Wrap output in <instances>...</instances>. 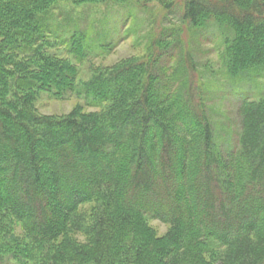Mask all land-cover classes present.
<instances>
[{
  "label": "trees",
  "instance_id": "trees-1",
  "mask_svg": "<svg viewBox=\"0 0 264 264\" xmlns=\"http://www.w3.org/2000/svg\"><path fill=\"white\" fill-rule=\"evenodd\" d=\"M58 1L0 0V264H264V94L241 97L236 135L221 133L193 57L196 30L215 27L224 74L258 76L264 0H71L182 2L189 28L87 81L40 23ZM85 37L67 49L80 61ZM42 91L98 109L40 114ZM15 222L22 236L5 238Z\"/></svg>",
  "mask_w": 264,
  "mask_h": 264
},
{
  "label": "rangeland",
  "instance_id": "rangeland-1",
  "mask_svg": "<svg viewBox=\"0 0 264 264\" xmlns=\"http://www.w3.org/2000/svg\"><path fill=\"white\" fill-rule=\"evenodd\" d=\"M182 7V2L172 10H165L158 3H150L143 8L136 2L76 4L71 0H59L47 14H42L39 20L42 25L53 31L51 41L65 40L54 45L51 51L70 55L79 65V80L87 81L93 76L95 68H105L144 54L151 33L167 35L170 33L168 29L173 32L172 29L177 28L183 31L184 39L189 41L186 32L189 28L182 23ZM75 32H82L86 36L81 41L85 52L82 61L78 59L77 54H68L67 51L75 45V42L70 40ZM196 33L200 34L199 38L194 39L196 42L193 45V57L200 73L199 78L211 87L214 107L217 109L215 119L218 130L222 133L223 129L228 128L233 130L235 136L238 131L236 106L243 96L258 98L264 94V68H260L258 76H253L252 79L247 78L248 75L233 81L222 69L220 53L223 44L220 31L215 27H208L196 30ZM56 35L59 38H56ZM76 45L79 48V42ZM78 104H82L85 111L98 109L87 105L83 95H70L67 99L58 100L51 98L46 91L41 92L35 106L40 114L66 115ZM150 225L161 235L165 234L169 227L158 219H151ZM12 234L15 237L22 236L20 223L15 222L11 231L5 232V238H10ZM73 235L80 241L87 239L85 234Z\"/></svg>",
  "mask_w": 264,
  "mask_h": 264
}]
</instances>
